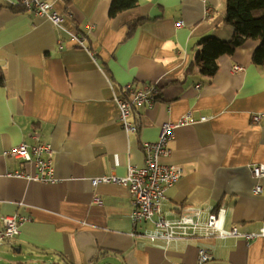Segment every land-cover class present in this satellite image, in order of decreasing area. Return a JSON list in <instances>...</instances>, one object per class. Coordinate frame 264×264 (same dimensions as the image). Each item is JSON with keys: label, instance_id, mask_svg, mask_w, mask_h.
I'll return each instance as SVG.
<instances>
[{"label": "crops", "instance_id": "1", "mask_svg": "<svg viewBox=\"0 0 264 264\" xmlns=\"http://www.w3.org/2000/svg\"><path fill=\"white\" fill-rule=\"evenodd\" d=\"M49 1L63 15L61 27L26 11L20 0H0V65L7 75L0 86V234L4 216L29 217L14 241L0 244V264H199L200 248L213 258L205 264H264V236L156 247L142 235L152 223L133 225L129 188L92 183L144 167L142 144L157 141L164 123L190 111L198 122L178 127L170 155L161 159L183 168L165 190L164 211L202 206L207 215L224 207L227 227L257 231L264 191L254 192L252 167L264 162V61L255 63L253 55L262 40L220 56L210 76L189 66L202 39L233 37L227 0H137L115 17L112 0ZM137 20L142 23L131 31ZM235 65L244 69L235 72ZM128 83L160 87L153 107L134 108L135 133L121 127L115 101ZM255 115L260 119L253 121ZM36 129L53 149L54 183L8 175L35 172L33 163L4 153L31 142Z\"/></svg>", "mask_w": 264, "mask_h": 264}, {"label": "built area", "instance_id": "2", "mask_svg": "<svg viewBox=\"0 0 264 264\" xmlns=\"http://www.w3.org/2000/svg\"><path fill=\"white\" fill-rule=\"evenodd\" d=\"M20 3L26 11L46 17L55 25L62 26L63 15L54 9L53 1L20 0ZM176 25L184 26V22L179 21ZM243 69V66L240 65H235L233 68L235 72ZM159 93L160 87L155 83H146L139 87L132 83L123 85L115 99L121 127L128 133L137 132L138 125L130 121L134 108L138 106L153 107L159 98ZM259 119V115L253 116V121ZM203 120H207V117L200 118V121ZM197 122L189 111L178 122L164 123L157 141H146L142 144L146 161L144 167L129 166L128 173L124 176L110 174L93 178V185L97 186L100 183L126 185L129 188L133 204V225L136 227L141 223H152L153 227L143 230L142 235L156 247H166L172 242L194 238L241 237L247 242H251L264 236V224L253 232L241 231L237 225L227 227L224 223V207L217 211H210L207 215H205L206 210L202 206L185 207L184 211L177 215H169L164 211L165 190L181 179L183 168L176 164H165L161 159L171 153L169 143L174 138V131L181 125ZM29 137L31 142L23 141L7 150L4 155L17 162L33 163L35 172L31 174L23 169H16L9 171L8 175L46 183L56 182L51 144L43 139V133L37 129L33 130ZM252 173L258 180L254 192L261 194L264 191L261 183V180L264 179V162L254 165ZM94 202L101 204L102 200L100 197H95ZM28 220L29 217L19 214L4 216L2 220L4 230L0 234V241H14L20 233L21 225ZM212 259V256L204 248L199 249V264H205Z\"/></svg>", "mask_w": 264, "mask_h": 264}, {"label": "trees", "instance_id": "3", "mask_svg": "<svg viewBox=\"0 0 264 264\" xmlns=\"http://www.w3.org/2000/svg\"><path fill=\"white\" fill-rule=\"evenodd\" d=\"M136 3L137 0H112L109 16L115 17ZM225 20L235 28L233 37L228 41L215 37L202 39L199 43V52L189 66L190 71L196 69L203 74L214 75L219 69L217 62L219 57L233 54L239 45L250 39L262 40V44L253 55V61L255 63L264 61V0H227ZM141 23L142 20H137L129 25V29L132 31ZM6 82V72L0 65V86Z\"/></svg>", "mask_w": 264, "mask_h": 264}, {"label": "rangeland", "instance_id": "4", "mask_svg": "<svg viewBox=\"0 0 264 264\" xmlns=\"http://www.w3.org/2000/svg\"><path fill=\"white\" fill-rule=\"evenodd\" d=\"M5 242H8V241H5ZM19 255H22L21 253H18ZM7 262H9L8 264H26L27 262H14V261H12V262H10V261H7ZM95 264H108V263H105V261H96V263Z\"/></svg>", "mask_w": 264, "mask_h": 264}, {"label": "water", "instance_id": "5", "mask_svg": "<svg viewBox=\"0 0 264 264\" xmlns=\"http://www.w3.org/2000/svg\"><path fill=\"white\" fill-rule=\"evenodd\" d=\"M3 243H5V241H0V244H3ZM22 244H25V245H27L26 243H22ZM31 247V246H30ZM32 249H36V248H34V247H31ZM36 250H38V249H36Z\"/></svg>", "mask_w": 264, "mask_h": 264}]
</instances>
